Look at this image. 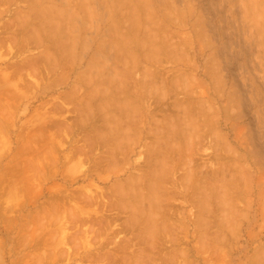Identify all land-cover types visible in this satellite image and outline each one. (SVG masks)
Instances as JSON below:
<instances>
[{
    "label": "rangeland",
    "instance_id": "obj_1",
    "mask_svg": "<svg viewBox=\"0 0 264 264\" xmlns=\"http://www.w3.org/2000/svg\"><path fill=\"white\" fill-rule=\"evenodd\" d=\"M82 263L264 264V0H0V264Z\"/></svg>",
    "mask_w": 264,
    "mask_h": 264
},
{
    "label": "bare ground",
    "instance_id": "obj_2",
    "mask_svg": "<svg viewBox=\"0 0 264 264\" xmlns=\"http://www.w3.org/2000/svg\"><path fill=\"white\" fill-rule=\"evenodd\" d=\"M14 173H15V172H13V174H14ZM15 175H16V174H15ZM13 176H14V175H13ZM17 186H19V185H17ZM17 188H18V187H17ZM13 189H14V188H13ZM15 190H17V189H15ZM92 195H93V194H92ZM92 195H91V196H92ZM87 196H88V195H87ZM89 197H90V196H89ZM66 198H67V197H66ZM86 198H88V197H86ZM93 198H94V196H93ZM93 198H92V201H94ZM63 199H65V197H64ZM90 199H91V197H90ZM96 199H98V198L95 197V200H96ZM86 201H87V199H86ZM92 201H91V202H92ZM96 201L98 202V200H96ZM96 201H94V202H96ZM88 202H89V200H88ZM53 203H54V202H53ZM92 203H93V202H92ZM53 205H54V204H53ZM53 205H52V206H53ZM57 205H58V204H57ZM57 205H56V206H57ZM58 206H59V205H58ZM105 210H106V208H105ZM105 210H104V211H105ZM134 214H136V213H134ZM86 216H88V215H85V217H86ZM79 217H80V216H79ZM76 218H77V217H76ZM83 218H84V216H83ZM89 218H91V216H90ZM89 218H88V219H89ZM99 218H100V217H99ZM105 218H106V217H105ZM77 219H78V218H77ZM77 219H76V220H77ZM86 219H87V218H86ZM95 219H96V218H95ZM95 219H94V220H95ZM111 219H113V218H111ZM107 220H108V219H107ZM138 220H139V219H138ZM82 221H83V222H82ZM82 221H80V222L85 223V222H84V219H83ZM96 221H97V220H96ZM99 221H102L101 223H103V219H102V220H99ZM111 221H112V220H111ZM91 222H93L92 219H91ZM99 224H100V222H99ZM105 224L108 225L107 221H106ZM105 224L103 223V226H104ZM93 225H94V224H93ZM100 225H101V224H100ZM133 225H134V223H133ZM98 226H99V225H98ZM134 226H135V225H134ZM107 227L109 228V225H108ZM104 228H105V227H104ZM89 231H90V230H89ZM92 232H93V231H92ZM95 232H96V231H95ZM90 233H91V232H90ZM120 246H121V245H120ZM122 246H123V245H122ZM122 246H121V248H122ZM85 247H86V246H85ZM89 247H90V246H89ZM89 247H88V248H89ZM118 247H119V246H118ZM123 247H124V249H125V247L127 248V245L125 244V246H123ZM128 247H129V246H128ZM86 248H87V247H86ZM128 249H129V248H128ZM85 250H86V249H85ZM121 250H123V249H121ZM121 250H119V251H121ZM125 250H126V249H125ZM82 251H83V250H82ZM119 251H117V252H119ZM77 252H78V250H77ZM121 252H122V251H121ZM87 253H88V252H87ZM87 253H86V255H88ZM89 253H90V252H89ZM94 253H96V252H94ZM76 254H77V253H76ZM79 254H80V253H79ZM79 254H77V255L79 256ZM82 255H83V254H82ZM92 255H93V254H92ZM98 255H99V254H98ZM119 255H120V254H119ZM121 255H122V254H121ZM92 257H93V256H92ZM96 257H97V256H96ZM96 257H94V258H96ZM101 257H102V256H101ZM112 257H113V256H112ZM115 257H117V256L115 255ZM115 257H114V259H115ZM97 258H98V257H97ZM97 258H96V259H97ZM85 260L88 261L89 259L86 258ZM94 260H95V259H94ZM77 261H78V260H77ZM90 261H91V259H90ZM90 261H89V262H90ZM115 261H116V260H115ZM117 261H118V260H117ZM81 262H83V261H81ZM81 262H80V263H81ZM89 262H88V263H89ZM91 263H92V262H91ZM82 264H83V263H82Z\"/></svg>",
    "mask_w": 264,
    "mask_h": 264
}]
</instances>
